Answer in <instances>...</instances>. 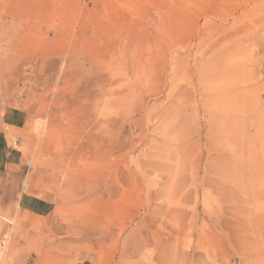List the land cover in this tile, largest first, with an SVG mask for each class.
Returning a JSON list of instances; mask_svg holds the SVG:
<instances>
[{
  "label": "rangeland",
  "instance_id": "rangeland-1",
  "mask_svg": "<svg viewBox=\"0 0 264 264\" xmlns=\"http://www.w3.org/2000/svg\"><path fill=\"white\" fill-rule=\"evenodd\" d=\"M0 264H264V0H0Z\"/></svg>",
  "mask_w": 264,
  "mask_h": 264
},
{
  "label": "bare ground",
  "instance_id": "bare-ground-1",
  "mask_svg": "<svg viewBox=\"0 0 264 264\" xmlns=\"http://www.w3.org/2000/svg\"><path fill=\"white\" fill-rule=\"evenodd\" d=\"M261 124V123H260ZM221 141V140H220ZM223 145V144H222ZM222 145H220L221 147H222ZM234 146V145H233ZM223 150V149H222ZM263 149L261 148V151H262ZM260 153V152H259ZM263 153V152H262ZM261 153V154H262ZM261 156V155H260ZM251 166V165H250ZM252 167V166H251ZM257 176V175H256ZM256 184V183H255ZM253 186V185H252Z\"/></svg>",
  "mask_w": 264,
  "mask_h": 264
}]
</instances>
